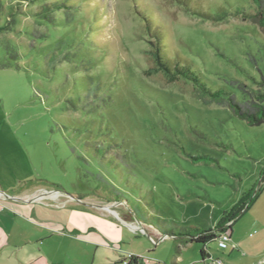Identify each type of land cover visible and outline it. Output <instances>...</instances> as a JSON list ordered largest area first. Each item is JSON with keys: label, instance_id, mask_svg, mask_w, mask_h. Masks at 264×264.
Returning a JSON list of instances; mask_svg holds the SVG:
<instances>
[{"label": "rangeland", "instance_id": "obj_1", "mask_svg": "<svg viewBox=\"0 0 264 264\" xmlns=\"http://www.w3.org/2000/svg\"><path fill=\"white\" fill-rule=\"evenodd\" d=\"M258 9V0H0V190L122 200L149 233L175 234L134 231L124 257L224 264L217 239L181 235L215 230L257 190L264 124L204 101L184 77L170 82L152 42L243 100L263 88L264 28L242 16ZM95 249L72 240L63 259L101 263Z\"/></svg>", "mask_w": 264, "mask_h": 264}, {"label": "crops", "instance_id": "obj_2", "mask_svg": "<svg viewBox=\"0 0 264 264\" xmlns=\"http://www.w3.org/2000/svg\"><path fill=\"white\" fill-rule=\"evenodd\" d=\"M9 194H0V254L6 255L5 264H68L63 257L72 240L96 248L93 262L120 264L129 250L122 245L133 239L134 231L145 229L141 232L151 241L162 235L157 229L149 233L141 221H134L122 200L74 201L45 187ZM255 194L229 230L230 247L218 245L229 253L224 264H264V175Z\"/></svg>", "mask_w": 264, "mask_h": 264}, {"label": "trees", "instance_id": "obj_3", "mask_svg": "<svg viewBox=\"0 0 264 264\" xmlns=\"http://www.w3.org/2000/svg\"><path fill=\"white\" fill-rule=\"evenodd\" d=\"M258 6L259 9L256 13H246L242 16L245 20H256L259 25L264 28V1L258 0ZM147 19H149L151 22L150 17L147 16ZM152 43L154 49L151 51V53L154 67L156 70L163 72L170 82L178 81L180 78L184 77L194 82V84L201 89L199 95L204 101L217 102L218 104L227 106L235 115L245 120L249 125L264 124V80L261 81V86L263 87L262 89L252 91L249 97H244L243 100H239L234 93L228 91L224 87H219L215 90L210 89V87H208L207 84L202 80L201 75L189 66L181 65L179 61H167L163 56V46L159 38H156V40ZM255 196L256 194L248 198L246 201H242L240 204H237L216 228L219 229L218 233H216V229L197 228L195 235H192L190 231L185 229L181 236L186 238L185 241L187 243L197 242L203 243L204 245H206L209 241L211 242L214 239H218L221 232L232 229V225L236 218L239 217L242 210H246L250 207L255 199ZM228 223L230 224L226 226ZM162 235H166L168 237L175 236V234ZM201 254L202 256L206 255L204 249H201ZM139 261H141V257L134 255V257L130 259V264H138Z\"/></svg>", "mask_w": 264, "mask_h": 264}, {"label": "built area", "instance_id": "obj_4", "mask_svg": "<svg viewBox=\"0 0 264 264\" xmlns=\"http://www.w3.org/2000/svg\"><path fill=\"white\" fill-rule=\"evenodd\" d=\"M229 224H230V223H228L226 226H228ZM160 237H161V236H160ZM167 237H168V236L163 235V236L159 239V241L162 240V239H164V238H167ZM230 240H231V233H230L229 230L224 231V232H221V233L219 234V237H218L219 247L222 248V249H227V248H229V247H230ZM156 242H157V241H156ZM132 257H134V254H129L128 256L124 257V258L121 260L120 264H130V259H131ZM138 264H140V261H139Z\"/></svg>", "mask_w": 264, "mask_h": 264}, {"label": "water", "instance_id": "obj_5", "mask_svg": "<svg viewBox=\"0 0 264 264\" xmlns=\"http://www.w3.org/2000/svg\"><path fill=\"white\" fill-rule=\"evenodd\" d=\"M0 194H2V195H7L4 191H2V190H0ZM108 209H110V208H108ZM142 230L141 231H143V232H145L144 230L145 229H143V228H141ZM160 239V238H159Z\"/></svg>", "mask_w": 264, "mask_h": 264}]
</instances>
